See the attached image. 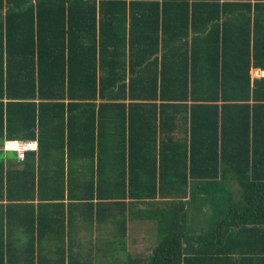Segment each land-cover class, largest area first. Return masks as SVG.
I'll return each instance as SVG.
<instances>
[{
    "label": "trees",
    "instance_id": "16d2710c",
    "mask_svg": "<svg viewBox=\"0 0 264 264\" xmlns=\"http://www.w3.org/2000/svg\"><path fill=\"white\" fill-rule=\"evenodd\" d=\"M253 68L264 0H0V142L39 144L0 161V264H264ZM75 218L114 231L76 241Z\"/></svg>",
    "mask_w": 264,
    "mask_h": 264
},
{
    "label": "crops",
    "instance_id": "0c3cea01",
    "mask_svg": "<svg viewBox=\"0 0 264 264\" xmlns=\"http://www.w3.org/2000/svg\"><path fill=\"white\" fill-rule=\"evenodd\" d=\"M262 72H264V70L260 68L252 69L253 77H259L257 75L261 74ZM263 75H260V76H263ZM33 140L37 141V148L31 149V150H37L38 145H39L38 140L37 139H33ZM21 142H18L14 146L9 144V142H0V154H2V156H0V161H3L8 166L13 165L14 167H19L20 164H18L17 162L22 158L19 157L18 152L16 151V148H17V145ZM11 148H13V152L16 154L11 155L13 154V153H10ZM15 155H17V158H15ZM133 201L134 202H133L132 207H129L130 209L127 210L126 215H125L127 218V223H126L127 249L134 257L141 259V258H146L148 254H150L151 251L153 250V247L156 243V236H155L154 230L151 229V227H148L146 221L143 220L142 218V215L144 214V211L147 207L146 202H143L137 199ZM74 215H77V214H74ZM79 219L81 218H78V219L75 218L74 220V229H75L74 236H75V240L78 239L76 241H80L83 234L86 232L90 233V236L93 233L94 234L93 237H98V236L101 237V236H109L111 235L110 233L114 231L113 230V226H114L113 220L110 223L107 222L105 227L103 228L94 227L93 232L91 230L89 232L83 229ZM189 228H190L189 230L193 231L194 233L196 232L202 233L210 229L211 225L204 224V223L200 224L198 222L195 224H191ZM76 230L78 231L76 232Z\"/></svg>",
    "mask_w": 264,
    "mask_h": 264
},
{
    "label": "built area",
    "instance_id": "2783aa9c",
    "mask_svg": "<svg viewBox=\"0 0 264 264\" xmlns=\"http://www.w3.org/2000/svg\"><path fill=\"white\" fill-rule=\"evenodd\" d=\"M263 74H264V72H262L261 74H258L257 76H260V75H263ZM36 148H37V141L33 140V139H30V140H26V141H23V142L19 143L17 145L16 150L18 151L19 157L23 158L25 153L28 150L36 149Z\"/></svg>",
    "mask_w": 264,
    "mask_h": 264
},
{
    "label": "rangeland",
    "instance_id": "374dc122",
    "mask_svg": "<svg viewBox=\"0 0 264 264\" xmlns=\"http://www.w3.org/2000/svg\"><path fill=\"white\" fill-rule=\"evenodd\" d=\"M12 150V151H11ZM10 150V153H13L11 155H14L15 153L13 152V148H11ZM17 151V150H16ZM18 152V151H17ZM0 156H2V154H0ZM233 189H234V192L237 194V195H240L241 191H240V188H238V186H231Z\"/></svg>",
    "mask_w": 264,
    "mask_h": 264
}]
</instances>
